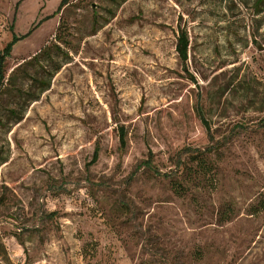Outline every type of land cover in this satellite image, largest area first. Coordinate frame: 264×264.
Returning <instances> with one entry per match:
<instances>
[{"label":"rangeland","instance_id":"374dc122","mask_svg":"<svg viewBox=\"0 0 264 264\" xmlns=\"http://www.w3.org/2000/svg\"><path fill=\"white\" fill-rule=\"evenodd\" d=\"M62 2L0 0V264H264V0Z\"/></svg>","mask_w":264,"mask_h":264},{"label":"trees","instance_id":"16d2710c","mask_svg":"<svg viewBox=\"0 0 264 264\" xmlns=\"http://www.w3.org/2000/svg\"><path fill=\"white\" fill-rule=\"evenodd\" d=\"M67 2H68V0H63V2L61 4V8L65 4H67ZM10 31L12 32L11 39L6 43V45L0 51V90L2 89L3 83L5 81V72H4L5 71L4 70L5 60L7 57H9L10 52H11L12 47L15 44V42L19 39L13 33V25L12 24L10 25ZM188 45H189V41H188L187 34L185 32H181L180 35L178 36V39H177L176 49H177L178 55H179L182 62H185L187 60ZM198 116H199L201 123L203 124V126L207 130L209 139L213 143L211 145L206 146L204 149H198V148L193 149L191 147H185L181 150L180 154H188L189 156L193 157V159H195V160L200 159L206 153H210V152L218 149L219 148L218 146L221 145V141H218V140L214 141L212 135L210 134V127L208 125V122L204 118L201 109H198ZM118 140H119L120 146L124 147L125 146V131H124L123 126H120L118 129ZM97 158H98V147L96 146L94 151H93L92 159L90 162L94 163L97 160ZM145 164L148 167H151L150 160H147L145 162ZM154 172L159 175V173H158L159 171L154 170ZM162 175L164 176V174H162Z\"/></svg>","mask_w":264,"mask_h":264}]
</instances>
